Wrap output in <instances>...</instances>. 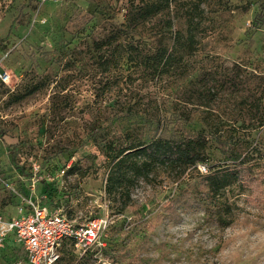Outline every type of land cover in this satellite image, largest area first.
I'll list each match as a JSON object with an SVG mask.
<instances>
[{"label":"rangeland","instance_id":"374dc122","mask_svg":"<svg viewBox=\"0 0 264 264\" xmlns=\"http://www.w3.org/2000/svg\"><path fill=\"white\" fill-rule=\"evenodd\" d=\"M192 2L203 8L195 45L176 48L169 34L178 62L126 84L119 59L103 64L94 41L125 21L130 0H0V213L37 200L79 221L111 219L105 244L68 241L56 264H264V0H173L149 26L175 16L173 33H184ZM108 134L125 146L203 134L208 169L156 165L134 179L130 200L108 191L116 152L94 141ZM219 137L261 175L228 189L226 213L196 194L226 163ZM182 191L206 203L174 212ZM20 256L6 244L0 264Z\"/></svg>","mask_w":264,"mask_h":264},{"label":"trees","instance_id":"16d2710c","mask_svg":"<svg viewBox=\"0 0 264 264\" xmlns=\"http://www.w3.org/2000/svg\"><path fill=\"white\" fill-rule=\"evenodd\" d=\"M172 1L130 0L125 21L113 27L105 37L94 41V49L102 56L103 64L110 67L114 60L119 59L122 77L126 84L132 83L138 71H145L143 67L159 71L171 65L174 60L178 62L164 43L169 34L174 39L173 46L176 48L182 46L191 48L195 45L203 14L200 2L182 6V16L186 24L184 33L180 29L173 33L172 28L177 18L175 16L166 18L159 29L149 26L153 18L159 15L167 17L170 14ZM107 69L110 70V68ZM130 114H133L132 111ZM217 139V146L224 153L226 163L223 166H215L210 173L202 176L196 194L203 192L205 200L226 213L229 209L225 208H228L229 203L222 197L228 189L235 184L240 185L242 189L251 188L258 184L261 175L254 170V164L250 163L247 153L244 154L238 146L226 143L221 137ZM94 141L104 143L108 149L116 152L112 158L113 164L108 177V191L113 193L115 190H122V195L130 200H132L130 188L134 179L141 175L148 176L154 166L171 165L184 169L198 166L199 168V162L208 158L207 139L203 134L189 138L157 136L149 141H138L127 146L121 145L114 136L109 134L101 137L100 141L96 137ZM188 193L184 191L173 199L172 211L175 212L177 206L186 207L185 205L188 204L191 206L199 202L206 203L205 200L202 201L203 199L200 201L197 195L189 197L182 195ZM131 205V202L125 204L124 208ZM218 221L225 223L223 218H218Z\"/></svg>","mask_w":264,"mask_h":264},{"label":"built area","instance_id":"2783aa9c","mask_svg":"<svg viewBox=\"0 0 264 264\" xmlns=\"http://www.w3.org/2000/svg\"><path fill=\"white\" fill-rule=\"evenodd\" d=\"M7 75L3 79L7 80ZM199 169L207 171L206 163ZM109 215L91 217L85 221L70 218L61 208L33 200L21 206L19 215L6 217L0 213V250L10 238L24 249L13 264H56L69 241L83 251L105 244L103 236L109 227ZM110 264H118L110 261Z\"/></svg>","mask_w":264,"mask_h":264},{"label":"crops","instance_id":"0c3cea01","mask_svg":"<svg viewBox=\"0 0 264 264\" xmlns=\"http://www.w3.org/2000/svg\"><path fill=\"white\" fill-rule=\"evenodd\" d=\"M8 246H10V248H16V246L19 245V243L15 242L13 238H10L8 243H7Z\"/></svg>","mask_w":264,"mask_h":264}]
</instances>
